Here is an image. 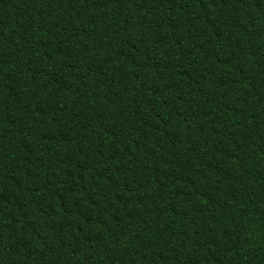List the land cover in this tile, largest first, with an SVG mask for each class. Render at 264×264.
<instances>
[{"label": "trees", "instance_id": "obj_1", "mask_svg": "<svg viewBox=\"0 0 264 264\" xmlns=\"http://www.w3.org/2000/svg\"><path fill=\"white\" fill-rule=\"evenodd\" d=\"M0 264H264V0H0Z\"/></svg>", "mask_w": 264, "mask_h": 264}]
</instances>
